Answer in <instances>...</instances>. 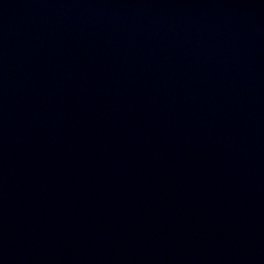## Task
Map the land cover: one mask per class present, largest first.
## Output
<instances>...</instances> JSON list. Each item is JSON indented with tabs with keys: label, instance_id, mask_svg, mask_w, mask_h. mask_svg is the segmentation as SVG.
I'll return each mask as SVG.
<instances>
[{
	"label": "water",
	"instance_id": "water-1",
	"mask_svg": "<svg viewBox=\"0 0 264 264\" xmlns=\"http://www.w3.org/2000/svg\"><path fill=\"white\" fill-rule=\"evenodd\" d=\"M0 264H264V0H0Z\"/></svg>",
	"mask_w": 264,
	"mask_h": 264
}]
</instances>
